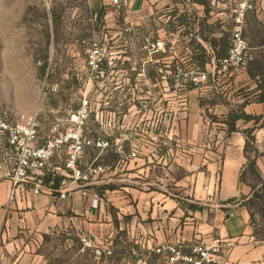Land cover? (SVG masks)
<instances>
[{"label":"rangeland","instance_id":"obj_1","mask_svg":"<svg viewBox=\"0 0 264 264\" xmlns=\"http://www.w3.org/2000/svg\"><path fill=\"white\" fill-rule=\"evenodd\" d=\"M176 3L187 11L179 12L177 6L167 8ZM191 7V0H132L131 6L121 11L113 9L109 0H0V115L4 111L38 114L73 126L76 122L71 117L86 108L83 134L87 137L108 139L112 132L120 135L149 129L154 142L134 158L139 164L146 160L150 168L139 172L141 177L135 176L133 180L137 182L133 184L180 194L174 185L177 175L186 183L181 194L185 217L188 210L193 211L191 205H196L197 210L205 208L187 189L192 187L195 174L192 145L176 138L182 139L188 132L185 121L191 110L182 107L189 106L190 101L198 100L204 106L227 101L224 94L217 93L224 80H218L217 73L227 70L213 58L199 88L189 91L185 86L204 71L192 60L200 50L191 41ZM218 9H225V14L217 15L214 29H210L215 38L208 40L219 39L222 50L230 46L235 17L230 16L227 6L220 5ZM181 18L187 19L189 25L182 28ZM252 21L250 37L254 43L262 44L264 23ZM160 38L166 43V52L153 45ZM171 44L175 49L170 51ZM205 46L206 57L215 54L211 43ZM245 66L258 76L264 90V47ZM251 94L241 88L232 94V99ZM212 108H205L204 114L217 128L223 119ZM47 133L46 129L43 135ZM248 148L251 155L257 153L255 143ZM179 149L184 151L179 153ZM97 155L98 151L90 148L84 160ZM101 159L110 165L119 157L108 151L100 155ZM125 161L129 160L118 165L119 174L127 172ZM250 174L258 180L251 169ZM249 203L255 240L261 243L264 200L253 196ZM86 225L85 221L82 224L73 219L46 230L25 228L5 234L9 225L2 222L0 264H166L155 250L164 241L148 246L137 233L127 229L96 239L89 236ZM191 244H187V252ZM97 249L103 253L99 255ZM214 264L244 263L232 261L224 253ZM248 264H264V258Z\"/></svg>","mask_w":264,"mask_h":264},{"label":"crops","instance_id":"obj_2","mask_svg":"<svg viewBox=\"0 0 264 264\" xmlns=\"http://www.w3.org/2000/svg\"><path fill=\"white\" fill-rule=\"evenodd\" d=\"M163 1L160 0V3ZM237 1L239 0H191L195 39L203 45L209 44L208 38H215L210 29H214L217 15L225 14V9L221 11L217 8L220 5L224 8L227 6L230 16L235 17L233 8ZM251 1L257 3L259 0ZM176 6L179 12L187 11L179 3L167 5V8ZM253 19L264 23V11L260 8L249 10L244 22V35L255 48L256 57L257 50L264 47V42L256 44L250 37L249 29ZM257 77L246 66L223 73L220 71L217 79L224 80L219 84L217 93L224 94L228 98L226 102L216 101L204 106L198 100H192L189 106L182 107L191 110L185 121L188 132L184 138L176 140H186L192 145L190 152L195 164L192 187L187 189L191 195L194 194L197 203L204 204L205 208L188 210L189 215L185 217L181 194L185 191L186 183L184 178H178L177 175L174 176V185L180 194H167L152 187L135 186L133 182L137 181L133 178L140 176L139 172L149 170L150 165L146 160L143 164L136 163L137 158L132 157L131 152L143 154L141 150H147L146 147L155 139L146 128H143L142 133L128 131L119 135L112 132L107 137L112 145L103 150L96 149L97 162L102 165L103 171L92 184L83 188L70 183L66 199L41 194L18 196L14 202H10V183L0 180V223L9 225L5 234L25 228L46 230L79 219L80 223L85 221L87 224L89 236L96 239L125 229L129 233H137L148 246H152L153 242L166 240L190 245L203 236L221 240L226 245V255L232 261L248 264L263 259L264 240L261 243L255 240L253 211L249 203L254 192L264 184V101L258 99L263 89L259 86ZM208 87L211 89L210 85ZM241 88L252 91L251 96H234L232 99V94ZM201 90H204L203 86ZM212 106L223 119L217 128L204 114L205 108L211 110ZM230 113L260 116V119L256 123L254 119L240 118L235 122L236 130L229 133L227 123ZM249 128H254L252 135L255 141L250 142L255 143L257 149L254 155L249 151L245 133ZM211 144L216 147L212 148ZM180 150L179 153L184 151ZM108 151L114 152L119 160L110 165L100 160V155ZM144 154L149 155L146 152ZM151 154L155 155L153 151ZM124 159L129 160L125 161L128 164L127 172L119 174L118 165ZM250 169L257 174L258 180L253 179ZM216 184L218 190L213 193L212 188ZM207 185L210 186L209 190L205 188ZM83 192L98 194L99 203L96 208L90 206ZM233 198L236 200L229 202Z\"/></svg>","mask_w":264,"mask_h":264},{"label":"built area","instance_id":"obj_3","mask_svg":"<svg viewBox=\"0 0 264 264\" xmlns=\"http://www.w3.org/2000/svg\"><path fill=\"white\" fill-rule=\"evenodd\" d=\"M116 11L128 9L132 0H109ZM260 8L264 11V0L253 3L251 0H239L233 11L235 26L227 54L219 59L224 70L237 69L255 59V48L244 35V22L249 10ZM193 36V34H191ZM163 52L167 51L163 39L153 43ZM175 49L174 44L169 50ZM215 60V59H214ZM208 76L206 71L192 77L195 83ZM88 111L79 110L71 117L75 125H63L59 120H50L38 114L14 115L4 111L0 115V180L10 183V202L18 196L49 194L66 199L70 183L79 188L92 184L103 171L98 157L85 161L88 149H106L112 144L102 137L90 138L83 134ZM48 133L43 135L44 130ZM136 156V151L131 152ZM65 185V186H64ZM209 190L210 186L205 187ZM215 193L217 184L212 188ZM92 208L99 203L97 193L83 192ZM186 243L166 240L156 247V252L164 257L166 264H214L226 252V245L215 238L198 237L191 244L189 252ZM101 255L103 250L97 249ZM111 251H109L110 253Z\"/></svg>","mask_w":264,"mask_h":264},{"label":"trees","instance_id":"obj_4","mask_svg":"<svg viewBox=\"0 0 264 264\" xmlns=\"http://www.w3.org/2000/svg\"><path fill=\"white\" fill-rule=\"evenodd\" d=\"M180 20H181L180 26L182 28H184L185 26L189 25V22H186L187 19L181 18ZM191 34H193V38L191 40L192 43L196 44V48L198 50H200V53L198 55L192 57V60H193V62L195 64H197V66H199V68H201L204 71H206L207 65L212 62L213 58L216 61H219V59L224 57L227 54L228 50H229V47H230L229 45L228 46L226 45L221 50L220 48L222 47V44L220 43L219 39H213V40H211L210 43L212 45V48L214 49L215 54L214 55H209V57H206L207 48L201 42L196 41V39H195L196 37H195V33L194 32H191ZM172 83H173V81H172ZM184 84H185V86L187 87V89L189 91L194 89V88H196L198 86L197 83H195L194 81H191V80H190V82H187V83H184ZM258 99H259V101H264V90H262V93H261V95H260V97ZM240 118H244L246 120L254 119L256 121V123H258L259 119H260V116H252V115H247V114L230 113L229 121L227 123L228 124V132L229 133L236 130L235 122L238 119H240ZM262 126H264V123H263ZM253 130H254V128H249V129L245 130V133H246V136H247V142L249 144H250V142H254L255 141V138L252 135ZM250 164L253 165V162H251ZM253 196L264 200V184L262 185V187L258 191L254 192ZM235 200L236 199L233 198V199H230L229 202H234ZM190 207L193 210H197L198 209V207L196 205H191Z\"/></svg>","mask_w":264,"mask_h":264}]
</instances>
